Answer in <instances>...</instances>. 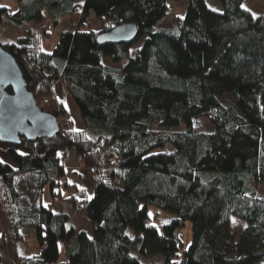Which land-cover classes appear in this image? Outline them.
<instances>
[{"label":"trees","instance_id":"1","mask_svg":"<svg viewBox=\"0 0 264 264\" xmlns=\"http://www.w3.org/2000/svg\"><path fill=\"white\" fill-rule=\"evenodd\" d=\"M172 1L179 0H16L14 11L0 7V28L42 22L45 8L55 23L78 17L50 52L40 38L49 21L3 45L38 105L62 121L51 138L0 142V264L3 251L11 264H264V196L257 189L264 182V14L253 18L241 7L245 0H221V11L188 0L174 25L157 28ZM91 12L98 30L86 29ZM128 22L137 25L133 42L99 41ZM107 57L121 66L106 65ZM54 81L75 100L81 131L53 98ZM200 117L215 130L197 131ZM180 124L186 129H171ZM167 144L172 151L154 152ZM62 150L91 171V199L85 191L67 199L90 220L91 239L68 224L67 211L43 202L47 189L64 184ZM149 206L176 218L159 228ZM232 216L247 223L238 235ZM187 220L192 241L175 260ZM22 228L37 234L39 254L19 252Z\"/></svg>","mask_w":264,"mask_h":264},{"label":"rangeland","instance_id":"2","mask_svg":"<svg viewBox=\"0 0 264 264\" xmlns=\"http://www.w3.org/2000/svg\"><path fill=\"white\" fill-rule=\"evenodd\" d=\"M78 1L81 2V0H78ZM250 1H253V2L259 1V15L264 14V0H250ZM171 3L173 4V6L179 5L178 8L180 6L183 7V5H184V3L176 4L174 1H172ZM0 5L8 7L11 11H14L17 9L16 0H0ZM175 9L177 10V7ZM175 9H174V7L172 8V14H170L167 17V19L164 21V23L162 22V24H159V27H164V26H167L168 24H171L172 22H175V18L177 16ZM44 13H45V19L42 22L31 21L23 29L15 28V27H12L10 25H6V26L0 28V44L3 46L6 43H16L18 41L19 37L26 35V29H28L29 27L34 28V29H41L42 26L45 25L49 21V26L47 27V30H46L48 33L43 32L40 38H41V46H42L43 50L47 51V52L52 51L54 49V47L56 46L58 40H59L60 33L62 31H67L70 28H72V26L74 24V21L72 22V19L75 20V22L77 23L78 17L75 15H73V16L71 15V16H68L66 19L62 20L60 23H55L54 20H52V18H51V15L49 13L48 8H45ZM177 14H178V16L183 15V13H177ZM85 25H86V29L98 30L101 27V21L95 17L93 12H91V15L86 20ZM141 45H142V42L139 41L132 48V54L133 55L137 53V50H138L137 48H139ZM105 62L109 63L111 65H113L115 63L108 57L105 59ZM115 65H116L115 67L121 66L120 63H115ZM56 90H58V96L55 97L53 94V98L60 105V102L63 101L62 100L63 96L67 97L69 94L64 93V89H63V86L61 85V83H57ZM58 97H59V99H57ZM69 116H70V119L72 120V123H73L72 125L74 127L73 119H72L70 114H69ZM61 121H62V119L59 117L60 124H61ZM195 125L197 128V131L213 132L215 130V125L207 117H200L199 119H196ZM154 128L159 129V128H167V127L155 126ZM171 129L175 130V131H183L186 129V125L180 124L178 126L171 127ZM165 149L172 151L173 147L171 144H167L164 148L155 149L154 152H159V151L165 150ZM79 161L82 164V161L80 159H79ZM82 166L84 167L83 164H82ZM86 169H88V168H86ZM89 171H90V169H89ZM69 181H71V179L68 175L63 178L64 184L66 183L67 185L70 186L71 183H69ZM257 189L259 191V194L261 196H264V182L263 183L259 182L257 184ZM68 190H70L69 193H71L70 198L73 197L77 193L76 191L72 190L71 186L69 187ZM43 202L45 205L50 204L48 192H45V194L43 196ZM67 202L70 204V207H71L70 211H68V213H69L68 224L74 225L75 228H77V229L83 228V229H90L91 230V223L87 219V217L85 215H83L82 213H80L78 210L74 209L71 200H67ZM148 213H152V215L150 216L152 223L154 225L158 226L159 228H161L162 225L167 224V223H165V221H170L173 218H176L175 214L170 213V212L165 211V210H159L158 208H156L154 206L148 207ZM246 225H247V223L244 219L239 218L237 216H232L231 230L235 235H238L246 227ZM2 233H3V224H2V221L0 219V235ZM192 235H193L192 223H191V221L187 220L184 222V224L182 225V227L180 229V238H181L182 246L180 247V249L178 251V255L175 257V260H180L182 258L184 250L187 248V246L192 241ZM62 245L63 244L60 245L61 246V248H60V250H61L60 260L64 261L66 257L64 256L65 254H64V250H63ZM17 247H18V245H17ZM18 250L20 253H22L24 255L39 254L42 250V246L39 243L37 234L34 231H33V234H27L25 239L20 243ZM3 254L5 256L4 257L5 264H11L8 254L5 251H3Z\"/></svg>","mask_w":264,"mask_h":264},{"label":"water","instance_id":"3","mask_svg":"<svg viewBox=\"0 0 264 264\" xmlns=\"http://www.w3.org/2000/svg\"><path fill=\"white\" fill-rule=\"evenodd\" d=\"M137 32L135 23H123L102 33L99 41L131 43ZM60 128L59 117L38 105L17 59L0 44V142L19 144L23 138L31 141L51 138Z\"/></svg>","mask_w":264,"mask_h":264},{"label":"crops","instance_id":"4","mask_svg":"<svg viewBox=\"0 0 264 264\" xmlns=\"http://www.w3.org/2000/svg\"><path fill=\"white\" fill-rule=\"evenodd\" d=\"M174 2L176 4L184 3L183 7L180 6L178 8L179 5L173 6L174 9L177 7V10L175 9L177 16H178L177 13H183L184 14V12L186 10V3L188 2V0H179V1H174ZM206 2L208 4V6H211V9L215 8V9H218V11H221L223 8L221 0H206ZM243 5H246V7L248 9H251V12H255V13H257V16H259V1L253 2L250 0L249 1L245 0ZM166 19L167 18L160 20L157 23V28L170 27V26L174 25L175 22H172L171 24H168L167 26L159 27V24H162V22L164 23V21ZM105 59L106 58H104V63L106 65L114 66V67L116 66L115 63L113 65L106 63ZM62 100L64 102H66V104H67L66 108L68 109V112L73 119L74 128L82 130L84 128V122H83V119L81 116V112H80L75 100L70 95H68L67 97L63 96ZM63 164H64V169H65V176L68 175L72 181V183L70 185L72 187V190L76 191L78 193L81 191L82 192L85 191V194L88 197H92L94 194V187H93V183H92L91 172L89 171V169H86L85 167L82 166L77 155L74 152H68L67 157L63 160ZM70 186L65 183V184H61L59 186H56L54 188V190L47 189L46 192H48L50 204L53 205V208L55 211H57V212H63V211L68 212V211H70L71 207H70V204L67 202V199L70 198V194H71V193H69L70 190H68ZM82 192H81V194H83ZM82 230H85L90 237L93 235L92 224H91V230L90 229H83V228L77 229L78 232H80ZM21 231L25 235V237L27 236V234H33L32 228H22ZM21 242L18 243V247H19ZM62 246H63L64 254L67 257V255H68L67 254V244L63 243Z\"/></svg>","mask_w":264,"mask_h":264},{"label":"snow or ice","instance_id":"5","mask_svg":"<svg viewBox=\"0 0 264 264\" xmlns=\"http://www.w3.org/2000/svg\"><path fill=\"white\" fill-rule=\"evenodd\" d=\"M81 3H83V0H81ZM0 7H4V6H3V5H0ZM209 7L211 8V6H209ZM241 7L244 8L246 11L251 12V9H248V8L246 7V5L241 4ZM211 10H212V11H218V9H215V8H212ZM251 14H252L253 18H257V13H255V12H251ZM57 99H59V97H58ZM61 103H62V104H65V107H67L66 102L61 101ZM74 131L79 132V131H81V130H80V129H75ZM0 163H5V161L2 160V159H0ZM69 183H72V182L69 181ZM82 190H83V189H82ZM89 199H91V197H89ZM45 206H47V205H45ZM148 215L151 216L152 213H149ZM165 223H170V221H165ZM133 238H134V237H133ZM89 239H91V237H89ZM174 264H178V262H174Z\"/></svg>","mask_w":264,"mask_h":264},{"label":"built area","instance_id":"6","mask_svg":"<svg viewBox=\"0 0 264 264\" xmlns=\"http://www.w3.org/2000/svg\"><path fill=\"white\" fill-rule=\"evenodd\" d=\"M169 14H172V9L169 10ZM57 83H59V82H58V81H54V82H52V84H51V87H52V89H53V94H54L55 97L58 96V90H56V85H57ZM55 90H56V91H55ZM67 155H68V152H67L66 150H62V152H61V156H62L63 160L67 157Z\"/></svg>","mask_w":264,"mask_h":264}]
</instances>
